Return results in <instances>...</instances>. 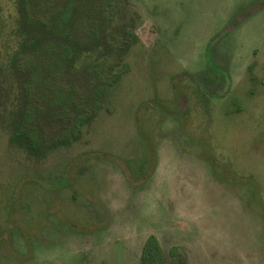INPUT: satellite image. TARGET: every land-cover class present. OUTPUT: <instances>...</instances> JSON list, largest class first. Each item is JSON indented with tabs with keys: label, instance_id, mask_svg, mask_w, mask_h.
<instances>
[{
	"label": "rangeland",
	"instance_id": "rangeland-1",
	"mask_svg": "<svg viewBox=\"0 0 264 264\" xmlns=\"http://www.w3.org/2000/svg\"><path fill=\"white\" fill-rule=\"evenodd\" d=\"M16 15L0 0V264H141L150 235L147 264H264V0H119L103 30L131 33L128 69L90 118L74 104L116 48L16 70ZM20 108L83 124L35 157Z\"/></svg>",
	"mask_w": 264,
	"mask_h": 264
},
{
	"label": "trees",
	"instance_id": "trees-1",
	"mask_svg": "<svg viewBox=\"0 0 264 264\" xmlns=\"http://www.w3.org/2000/svg\"><path fill=\"white\" fill-rule=\"evenodd\" d=\"M58 1L16 0L14 34L18 46L12 55V67L20 70L21 67H18L20 63L17 62L27 54L42 55L45 60L44 71L49 73L50 78L57 70L58 63L65 58L74 64L79 58L92 56L102 42L109 48H116L115 72L111 70L108 73L107 70L104 74L101 70L103 64L97 63L95 82L87 92L86 98L74 104L79 110L84 111L83 117L90 118L105 102L108 90L128 69L122 58L131 45V33H123L122 40H119L112 34L109 37L103 30L105 22L110 19V12L119 0H61L59 3ZM36 3L48 6V9L44 10L42 7L39 14L33 15L30 8ZM34 117V111L25 108L14 112L9 139L13 145L35 157H41L59 143H64L67 135L80 130L83 124L70 123L67 128L63 127L57 132L33 122ZM83 117L79 121H82ZM159 254L158 241L154 235H150L142 248L141 264L152 262Z\"/></svg>",
	"mask_w": 264,
	"mask_h": 264
}]
</instances>
